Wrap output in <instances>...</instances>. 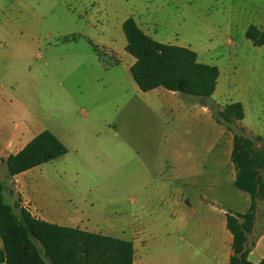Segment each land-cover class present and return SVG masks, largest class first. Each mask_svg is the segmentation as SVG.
<instances>
[{
    "label": "rangeland",
    "instance_id": "obj_1",
    "mask_svg": "<svg viewBox=\"0 0 264 264\" xmlns=\"http://www.w3.org/2000/svg\"><path fill=\"white\" fill-rule=\"evenodd\" d=\"M128 16L152 38L187 46L196 51L199 61L226 71L233 81L231 90L242 83L264 82V43L255 46L244 36L249 24L264 28V0H0L4 133L20 118H30L38 128L61 134L69 144L84 143L96 151L89 157L70 149L15 181L2 158L19 143L0 144L4 198L17 212L24 208L46 217L18 192L24 182L47 202L77 209L85 220L76 224L86 223L90 230L114 225L100 230L130 238L127 228L124 233L120 228L125 220L124 164L132 157L123 144L142 142L154 151L157 144L151 132L164 129L167 115L154 105L153 92L137 88L129 70L115 64L104 68L98 62V54L115 63L119 52L125 51L121 24ZM261 110L264 117V103ZM142 156L152 164L156 155ZM130 161L138 162L133 157ZM194 231L205 246L208 232L201 227ZM174 236L187 237L185 232ZM176 241L174 245L181 246ZM145 244L149 257L156 254L167 263L179 260L183 252L156 250L149 240Z\"/></svg>",
    "mask_w": 264,
    "mask_h": 264
},
{
    "label": "crops",
    "instance_id": "obj_2",
    "mask_svg": "<svg viewBox=\"0 0 264 264\" xmlns=\"http://www.w3.org/2000/svg\"><path fill=\"white\" fill-rule=\"evenodd\" d=\"M117 56L115 63L102 60L100 54L97 59L104 68L115 64L121 65L125 71L129 70L134 61L133 56H128L123 50ZM218 70L210 100L220 106L239 101L243 107V117L238 121L239 124L248 134L264 136L261 110L264 103V82L242 83L231 90L233 81L230 75L226 76V71L222 72L219 67ZM222 79L223 82L219 85ZM162 88L157 86L145 91L153 92L151 98L154 105L167 115L166 120H163L165 125L162 124L164 129L151 132L157 144L155 150L146 149L142 142L139 145L135 143L134 146L130 143L123 144L125 150L138 160L131 164L130 156L129 161L124 164L125 220L120 227L123 228V233L127 228L130 235L128 240L133 244L132 264H228L232 237L226 226L225 213L227 210L243 212L250 203L249 194L236 188L233 183L235 169L230 159L232 132L215 121L205 104L177 91ZM42 129L44 128H38L33 119L20 118L6 133L3 126H0V144L5 146L19 143L18 148L11 152L15 153ZM51 132L65 144L67 152L72 149L78 156L89 157L96 153L95 148H86L84 143L69 144L61 134L59 136L54 131ZM143 134L148 137L149 133ZM146 153L156 155L152 157L154 163L151 164L150 160L143 161L142 155ZM28 170L12 175L13 179L17 181L28 175ZM18 192L46 216L36 217L46 221L102 233L103 229L114 226L105 225L90 230L86 223L76 224L85 220L77 209L54 205L52 201L48 203L38 191L28 190L24 182L18 185ZM200 227L209 234V241L205 246L197 241L198 235H194V229ZM179 232H185L187 237L183 239L179 236L177 239L182 244L175 246L177 239L174 234ZM147 240L156 250L183 252L178 254L179 260L167 263L156 254L148 256L145 244ZM197 251L200 252L199 255L196 254ZM248 258L254 263L264 258V230L256 237Z\"/></svg>",
    "mask_w": 264,
    "mask_h": 264
},
{
    "label": "trees",
    "instance_id": "obj_3",
    "mask_svg": "<svg viewBox=\"0 0 264 264\" xmlns=\"http://www.w3.org/2000/svg\"><path fill=\"white\" fill-rule=\"evenodd\" d=\"M121 28L124 50L134 58L129 71L140 90L162 86L199 101L210 109L216 122L232 132L233 183L249 194L250 203L243 212L225 213L232 237L228 264H264V258L256 263L248 258L256 237L264 230V136L248 134L239 124L243 117L239 101L220 106L210 100L219 74L217 65L199 61L196 51L187 46L152 38L132 16L122 21ZM244 36L253 45H262L264 28L249 24ZM66 152L65 144L44 128L2 161L12 176ZM5 185L0 180V262L3 264H132L131 240L49 222L24 208L17 212L15 205L4 198Z\"/></svg>",
    "mask_w": 264,
    "mask_h": 264
}]
</instances>
